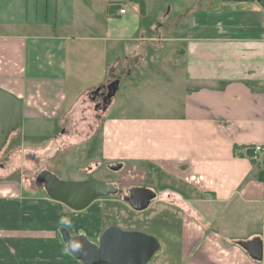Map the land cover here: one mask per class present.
Masks as SVG:
<instances>
[{"label":"crops","instance_id":"1","mask_svg":"<svg viewBox=\"0 0 264 264\" xmlns=\"http://www.w3.org/2000/svg\"><path fill=\"white\" fill-rule=\"evenodd\" d=\"M155 26L135 0H0V90L22 103L23 120L62 124V140L97 136L104 164L158 170L183 182L179 195L188 202L193 195L202 209L254 210L248 217L257 223L246 225L252 239L264 240V151L252 159L253 146L264 148V3L225 1L185 25L162 24L161 36ZM124 73L144 85L162 77L168 109L154 117L105 115L92 135L81 91L86 97ZM20 149L31 155L25 167V158L0 167V264H82L57 230L78 236L98 227L101 215L76 220L44 198L24 170L50 149ZM179 234L181 264H262L188 214Z\"/></svg>","mask_w":264,"mask_h":264},{"label":"rangeland","instance_id":"2","mask_svg":"<svg viewBox=\"0 0 264 264\" xmlns=\"http://www.w3.org/2000/svg\"><path fill=\"white\" fill-rule=\"evenodd\" d=\"M144 1L145 10L144 13L140 11L141 18L148 19L149 22L154 21L156 23L154 32L160 36L163 34L162 24H168L172 20L180 19L185 25V23L190 22V19L194 17L195 13L201 10L217 8L222 6L225 1L240 2V0ZM182 30H184V26L170 28L167 30V33L175 35ZM124 52H127V48L124 49ZM161 78L159 77V80ZM140 79L136 76H128L125 73L119 74L118 76L112 75L111 78H108L106 84L98 87L100 88L98 93H95L98 89L96 88L88 96L84 97L85 92L81 91L80 97L83 99L82 108L86 109L85 113L87 112L88 114L86 115L87 121H85L87 122L86 124L91 125L89 127H91L92 135L95 134L94 131H100L101 121L104 120L105 115L107 118L114 116L154 117L165 113L166 109H168L164 107V103L166 102L164 99L166 92L165 84L156 80L157 83L153 85H144L140 83ZM115 81H119L120 89L119 91L117 90L118 93L107 104L109 100V86ZM102 89L107 92L105 107H97L99 101L93 102L91 97L99 94ZM19 131L20 133H14L12 135L8 145L2 151L0 167L2 166V168L7 169L12 163L17 162L19 164L24 158L25 167L31 155L27 152L24 154L20 147L23 150L29 148L35 150L50 149L42 157H39L40 160L35 167L31 169L27 167L24 170L25 176L33 183L35 188L42 190L44 198L50 199L45 192L44 186L36 181L37 176L43 170L50 172L64 182H81L95 179L112 184L119 189L118 195L95 201L85 212H72L76 220H79L86 212L101 215V221L98 227L87 226L86 229L80 230L81 236H85V233L91 236L90 239L88 237V240L93 244H98L99 242V235L97 237L94 234L96 230H99L101 235L111 225H117L125 231H140L150 234L159 241L160 249L150 264H181L179 233L182 219L187 214L208 228L223 231L224 239L228 242L236 243L238 241L252 239L253 237L254 233L251 234L248 231L247 225L257 223L253 218L248 217L256 214L254 210L249 212L237 206L234 209H227L226 205L218 207L209 204L206 209H202V207H199L201 205H197V202H194L195 198L193 195L188 198L190 199L189 202L185 198L183 200V196L179 195L181 194V190H186L183 182H176L173 179L169 181L168 177L162 172L153 170L147 166L138 168H132L130 166L128 169H121L122 171L112 170V167L119 164L109 165L100 162V143L98 142L97 136L93 137V141L89 143L78 139V135H74L73 133H71V136H73L69 139L62 140L64 137L62 135L64 128L56 120L50 123H33L24 119ZM17 134H20L21 141L15 137ZM56 140H59V144ZM52 146L57 148V151L55 149V154L53 152L50 153ZM96 161L97 164H95ZM170 184L171 186H169ZM137 187L150 189L157 194V198L152 201L150 208L144 212L134 211L124 201V197L129 196V191ZM169 189H172L173 192L171 190L169 191ZM60 207L63 208L61 204ZM227 210L231 211L228 212ZM61 229L62 227L58 228L57 231L62 240Z\"/></svg>","mask_w":264,"mask_h":264},{"label":"water","instance_id":"3","mask_svg":"<svg viewBox=\"0 0 264 264\" xmlns=\"http://www.w3.org/2000/svg\"><path fill=\"white\" fill-rule=\"evenodd\" d=\"M264 3V0H256ZM119 81L109 86L110 99L117 93ZM100 88L96 90L98 93ZM23 121L22 103L14 96L0 90V156L8 145L11 136L20 130ZM122 165L112 167L121 170ZM44 186L48 197L74 212H82L99 199L116 196L119 189L109 183L95 179L81 182H64L50 172L43 170L36 178ZM157 194L147 188H132L124 201L136 212L149 209ZM61 236L68 252L82 264H150L160 249L159 241L152 235L140 231H125L117 225H111L100 236L98 244L91 243L85 236H72L67 229L61 230ZM255 261L264 264V240L255 237L238 241Z\"/></svg>","mask_w":264,"mask_h":264},{"label":"flooded vegetation","instance_id":"4","mask_svg":"<svg viewBox=\"0 0 264 264\" xmlns=\"http://www.w3.org/2000/svg\"><path fill=\"white\" fill-rule=\"evenodd\" d=\"M106 94H107V92H106V90H101V92L99 93V94H97V95H93L91 98H92V100H93V102H97V101H99L98 102V104H97V107L98 106H103V107H105V103H106V100H105V98H106ZM4 150V149H3ZM151 204H152V202H151ZM151 206V205H150ZM150 208V207H149ZM150 235V234H149Z\"/></svg>","mask_w":264,"mask_h":264},{"label":"built area","instance_id":"5","mask_svg":"<svg viewBox=\"0 0 264 264\" xmlns=\"http://www.w3.org/2000/svg\"><path fill=\"white\" fill-rule=\"evenodd\" d=\"M125 13H126L125 9L120 10V14H125ZM252 151H253V155H252L253 161H259L260 158L259 154H261L264 151V148L260 145H256L253 146Z\"/></svg>","mask_w":264,"mask_h":264},{"label":"trees","instance_id":"6","mask_svg":"<svg viewBox=\"0 0 264 264\" xmlns=\"http://www.w3.org/2000/svg\"><path fill=\"white\" fill-rule=\"evenodd\" d=\"M138 4H139V6H140V11L142 12V13H144V10H145V3H144V1L143 0H135ZM237 1V0H236ZM240 1H246V0H240ZM254 162V161H253Z\"/></svg>","mask_w":264,"mask_h":264}]
</instances>
